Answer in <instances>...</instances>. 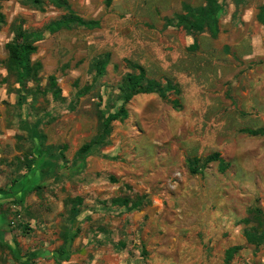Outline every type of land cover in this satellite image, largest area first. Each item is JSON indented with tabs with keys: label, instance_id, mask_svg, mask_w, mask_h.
<instances>
[{
	"label": "rangeland",
	"instance_id": "374dc122",
	"mask_svg": "<svg viewBox=\"0 0 264 264\" xmlns=\"http://www.w3.org/2000/svg\"><path fill=\"white\" fill-rule=\"evenodd\" d=\"M39 1L0 2V98L7 101L0 112L18 129L17 151L31 155L32 134H45L42 146L53 149L43 181L51 174L60 181L51 183L50 198L41 185L37 204L1 208L9 228L5 240L0 237V264H264V243L255 247L246 239L252 232L260 241L263 231L253 211L264 213V137L247 132L264 134V26L256 20L264 0H219L216 38L175 26L183 6L200 8L204 0H69L73 13L99 20L100 28L44 32L32 57L42 72L23 92L14 78L2 79L6 43L28 41L67 13ZM132 63L174 91L134 96L124 106L128 118L113 122L106 136L104 119L123 105L121 81ZM50 75L64 94L61 103L43 96ZM37 118L38 130L32 127ZM58 131L63 139H54ZM89 143L83 156L79 149ZM214 153L226 170L212 162L191 174L193 159L203 165ZM77 157L83 163L75 172ZM66 180L81 181L80 191L86 187L81 209L112 197L141 206L131 214L88 212L81 240L67 243L71 262L56 263L50 254L68 241L63 231L73 217L59 200L67 196Z\"/></svg>",
	"mask_w": 264,
	"mask_h": 264
},
{
	"label": "crops",
	"instance_id": "0c3cea01",
	"mask_svg": "<svg viewBox=\"0 0 264 264\" xmlns=\"http://www.w3.org/2000/svg\"><path fill=\"white\" fill-rule=\"evenodd\" d=\"M37 1H39V0H37ZM34 5L35 6H40L41 3L39 1V4L38 5L37 4H34ZM69 7H70V3H69ZM183 7H187V6H183ZM183 7H182V12L180 14L175 15L173 17L174 20H175V26L178 27V28L184 27V26H181V25L178 24V19L176 18L178 15L180 16L181 14H183ZM220 8H221L220 11L222 12V6H220ZM192 9H195L196 10L197 8H192ZM70 11L72 12L71 8H70ZM221 12H219V15L217 17L218 18V23H219V18H220L219 16H220ZM64 15H62V16H64ZM62 16H60V17H62ZM78 17H80V16H78ZM80 18L83 19L85 22H97L98 23V26L96 28H93V29H87L85 27H81V28H84V29H87V30H96V29H99L100 28V21L99 20H97V19H84L82 17H80ZM73 26L74 27H79V26H75V25H73ZM45 28H46V26H45ZM45 28L43 30H39V31H44L45 33H48V32L45 31ZM65 30H67V29H65ZM205 31L210 35V33L207 30H204V32ZM17 33H19V30L17 31ZM219 33H220V31L218 32L217 36L219 35ZM48 34H50V33H48ZM217 36L213 37V36L210 35V37H212V38H216ZM43 37H44V34H43ZM42 40H43V38H42ZM41 41H39V42H37V43L34 44L35 47H36V52L34 54H32L31 57H30V61H31L32 64H34V63L40 64V69L38 71L37 76L34 79H28L27 81H25L23 83H20L17 80V75L12 74L8 70L7 61L4 62V65H3V66H5V68H4V71H5L4 74H5V76H3L2 79L3 78L4 79H7L8 83H12L11 82V78H14V81H15V84H16L15 86H21V87H19V89H21V90L23 89V92H25V90L27 88V85L29 86L32 83H37L38 82V78H39V76H40V74L42 72L41 71L42 70V65H41L40 62L32 60V57L37 53V50H38L37 49L38 48L37 47V44L40 43ZM9 43H11V42H9ZM9 43H6V45L9 44ZM6 45H5V51H6V54L8 56V52L6 50ZM2 62L3 61L0 60V66L2 65ZM102 64H104L105 65V68H106V66H107L108 63H107V61H103L98 66L97 70H99V67ZM130 65H136L138 67H141L144 70V68L142 66H140L138 64H133L132 63V64H129L128 65V69H129V72L128 73H132L131 68H130ZM1 75H3V74L0 73V80H1ZM52 77L55 79V77L52 76V75H50L47 78V80H49V84H50L49 85L50 86V92H48L50 94H48V93L45 92V94L43 96L49 95L51 97V99L55 103H61L63 101V99H64V96H63L64 94H62L61 89L58 87V84L56 82V79H55L54 82H55V85H56L55 89L58 90V94H57V96L54 94V90H53V88L51 86V81H50V79ZM146 77H147V75H146ZM147 79L148 80H151L148 77H147ZM153 81H155V80H153ZM2 82L0 81V86H2ZM29 95H30V97H32V96L34 97V100L33 101L37 100L34 95H31V91L29 92ZM140 95H144V94H140ZM33 97H32V99H33ZM3 102L6 103L7 101H4L3 98H0V105ZM175 103H177V102L175 101ZM15 105H16V103H15ZM31 108H32L33 111H35L33 109L34 106H32ZM2 113L3 114H1V112H0V237L4 241L5 238H6V236H7V232H6L7 226L9 228V225L7 223L5 211L3 209H1V208H4V206L7 205V204H9V203H13L14 205L19 206L21 209H24L23 206H26V204L30 207L31 205H33L34 203L37 202V200H38L37 199L38 198V194H36V192H37V190L40 189V186L41 185H43L46 188L45 192L41 191L42 192V195L45 198H47V197L50 198V196H49V191L50 190L49 189H50L51 183H53L55 185V182L56 183H59L60 180H59V178H56V179L53 178L52 177V174H51V177L48 175V180L45 179V181H43L44 180V176H43L44 171H42V170L44 168H42V166L43 165H46L47 162L49 161L48 159L52 157V154L50 155V152L53 149L52 148L53 146L50 147V145H49L48 142H46L45 147L42 146V144L45 141L44 136H43L45 134L42 133L43 135H41V133L38 132V131H36L34 134H32V138L33 139H29L30 142L33 143V147H32V150H31V152H32L31 155H29L27 152L17 151L15 149V144L17 142L16 137L18 135V129L17 128L14 129V127L12 128L11 126H9L10 124H13V118H11V116L8 113H6V111H3ZM46 114H47L46 111H43V116L46 117ZM127 118H128V112H127ZM24 119H26L25 116H24ZM9 120H11L12 123H8ZM22 121H23V119L21 117L20 118V122H22ZM40 122H41V118H37L35 120V122L32 124V127L35 128L36 130H38V128H39L38 125L40 124ZM37 123H38V125H37ZM256 131H258V130H256ZM58 135H60L61 136V139H63L65 133L58 131L55 134L54 139L57 140V138H59ZM261 135L264 137V134H261ZM261 135H257V136H261ZM35 141H37V142H35ZM37 143H40V146H42V148L39 147V146H37ZM8 144H12L13 145L12 146L13 149H10V148L7 149L6 146ZM84 145H82V147ZM82 147H80V149ZM63 148L65 149V146ZM80 149H79V151H80ZM84 154L85 153H83L82 155L84 156ZM82 163H83L82 162V159H80V158L77 157L76 160L74 161V163L72 164V167H73V169H75L74 170L75 172H78V171H81L82 170L80 168L82 166ZM58 168H60L59 167V164H58ZM49 171L51 173H53V170L52 171L49 170ZM45 173H47V172H45ZM66 181H67V183H65V184L68 185L67 190H66L68 192L67 193V196L65 198L62 197V199H59V200H64V203H63L64 206L66 205V207H68V213H70V215L73 216V217L71 219V223L69 225V229H67L66 231L64 229V231H63V233L66 232L67 234L66 235L65 234L63 235L62 234L63 235V239L65 238V240L67 239L68 241L66 243L62 242V244L58 247V249L55 250V251H53L50 254L51 258L56 263H60V262L67 263V262H69L71 260L70 259V257H71L70 256V248H69V244H67V243L68 242L69 243L70 242L73 243L74 240H75V242L77 240L78 241L81 240L80 239V236H82L83 234H85V232L83 233L82 221L84 219L85 220H89V217H92L90 214H93V215L96 214V215H98V214L102 213V211L103 212H110V211L113 212V211H115V210H113V208H122V209H125L127 211L126 214H131V213H134L135 211L138 210L137 209V210L131 211L128 208L113 206L112 205V200L113 199H117L118 197H112L111 199H109L108 201H106L104 203H101L100 202L101 204L100 203L99 204L97 203L98 206L96 208H92V207L85 208L84 207L85 209H81V206L83 205V201H84V193L86 191V187H82L81 188V191H80V186H78V185H80V182L81 181L78 182V184L77 183H73L72 180L70 181V183L68 182V180H66ZM76 186H78L79 193L74 194V192H72V191H75ZM55 187L57 189V186H55ZM40 190H43V188H41ZM95 190H96L95 192L97 194H99V190H101V188L100 189H95ZM62 195L63 194H61V196ZM121 198H125V197H121ZM51 199H53V198H51ZM55 203L58 205V201L55 202ZM63 204L61 203L59 205V207L56 206L57 209H59V210L63 209ZM35 210H36V207H32V213L33 214H34ZM88 212H91V213L89 214ZM42 215H43V216H41L42 218H44V219L47 218L46 217V214H42ZM93 220H95V219L93 218ZM111 226H112V224H111ZM114 228H115V226L114 227H110L109 230L111 231ZM75 259L77 260V257H75Z\"/></svg>",
	"mask_w": 264,
	"mask_h": 264
},
{
	"label": "trees",
	"instance_id": "16d2710c",
	"mask_svg": "<svg viewBox=\"0 0 264 264\" xmlns=\"http://www.w3.org/2000/svg\"><path fill=\"white\" fill-rule=\"evenodd\" d=\"M3 1L9 0H0V2ZM32 1L34 4H39V1L37 0ZM218 1L219 0H204V6L197 8L196 10L188 7H183V14L176 17L178 19V24L190 30H207L211 36H217L219 32L217 17L221 9ZM47 2L55 9L67 12L58 20L52 21L46 26L45 31L50 34L69 29L73 25L85 27L87 29H93L98 26L97 22H85L83 19L72 13L69 7V0H47ZM256 20L264 26V5L259 9ZM3 23L4 16L0 13V24ZM43 34L44 31H35L31 33L30 39L28 41H23L22 43L11 42L6 45V50L8 52V70L12 74L17 75V80L20 83H23L28 79H34L38 74L40 64H32L30 61V57L36 52V47L34 44L42 40ZM130 68L132 73L126 74L121 81L123 105L120 107L118 112L110 114L104 119L103 132L106 136L109 135L111 124L113 122H122L126 120L127 111L125 110L124 106L134 96L140 94H153L162 91H174L171 84H167L164 88H162V85L160 83L153 80H148L145 71L141 67L130 65ZM104 71L105 65L102 64L99 67L98 75L100 76L104 74ZM50 81L51 86L54 90V94L57 96L58 90L55 89V79L52 77ZM247 133L252 136H257L261 135L262 131H248ZM90 147L91 143L85 144L79 152L82 154L87 153ZM212 162H217L218 167L221 171H224L229 167V165L220 158V155L218 153H214L205 159L203 165H199V161L197 159H193L191 168L189 170L191 174H199L201 173V168ZM110 181L114 183L113 179H111ZM112 205L128 208L131 211L136 210L141 206L138 203H131L126 198L113 199ZM253 215L257 223L259 224L260 229L262 228L263 230L262 238L260 239V241H258L255 234H253L252 232H247L246 239L249 244L254 245L255 247H259L264 243V213H262L260 210H254ZM235 250L236 249L230 250L228 256L229 259H231L232 253Z\"/></svg>",
	"mask_w": 264,
	"mask_h": 264
}]
</instances>
